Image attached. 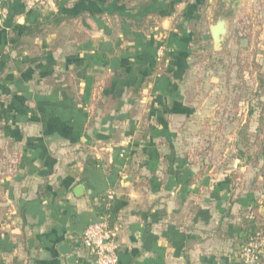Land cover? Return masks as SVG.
Here are the masks:
<instances>
[{"label":"crops","instance_id":"1","mask_svg":"<svg viewBox=\"0 0 264 264\" xmlns=\"http://www.w3.org/2000/svg\"><path fill=\"white\" fill-rule=\"evenodd\" d=\"M203 4L2 1L0 264H93L80 236L101 204L116 215L118 264H239L244 222L264 226V145L225 168L181 146L201 109L186 85ZM56 14L72 19L11 48ZM205 105L203 129L223 128ZM230 121L238 127V108Z\"/></svg>","mask_w":264,"mask_h":264},{"label":"rangeland","instance_id":"2","mask_svg":"<svg viewBox=\"0 0 264 264\" xmlns=\"http://www.w3.org/2000/svg\"><path fill=\"white\" fill-rule=\"evenodd\" d=\"M207 2L203 4V32L223 19L227 33L216 49L212 41L191 48L186 88L191 103L201 109L181 146L202 166L203 155L215 153L222 160L220 167L225 168L237 154L235 137L239 150L246 154L258 153L264 145V0H212L205 15ZM241 40H245L243 46ZM203 102L209 122L216 124L222 119L223 128L213 125L203 129ZM236 108L237 128V123L233 127L230 121Z\"/></svg>","mask_w":264,"mask_h":264},{"label":"built area","instance_id":"3","mask_svg":"<svg viewBox=\"0 0 264 264\" xmlns=\"http://www.w3.org/2000/svg\"><path fill=\"white\" fill-rule=\"evenodd\" d=\"M118 234L115 226L110 227L106 218L100 217L82 231L80 245L92 257L93 264H118ZM263 258V238H251L241 249L239 264H259Z\"/></svg>","mask_w":264,"mask_h":264},{"label":"trees","instance_id":"4","mask_svg":"<svg viewBox=\"0 0 264 264\" xmlns=\"http://www.w3.org/2000/svg\"><path fill=\"white\" fill-rule=\"evenodd\" d=\"M110 0H106V2H109ZM151 0H119V3H133L135 2L137 5V10L141 11L143 10L146 6L150 4ZM48 20H45L43 18L41 21H37L35 24L32 26H29L25 28L24 32L19 36L15 35L13 38V45L11 48L17 49L20 46V39L23 36H28V37H35L36 35H41L42 30L40 27L46 23L53 24L55 26L60 25L63 22H67L71 17H65V16H60V14H56L53 17L47 18ZM139 28H141V25H137ZM201 40V35L199 32H195L193 34V44L200 43ZM264 58V56H263ZM93 60L96 63H101V64H106L108 62V56L106 54L97 52L93 56ZM262 88H264V83H261ZM91 78L86 79V84L84 87V91L81 97V103L85 104L89 98L90 94V89H91ZM262 120V118H261ZM260 130V129H259ZM237 154L239 155L240 158H245L247 157V154L245 152H241V150H237ZM98 214L100 217H105L109 226L114 227L115 225V219L116 215L113 212L111 207L106 206V204H101L99 209H98ZM251 238H264V226L256 225L252 221H245L244 222V227H243V237H242V244H246ZM243 245V246H244Z\"/></svg>","mask_w":264,"mask_h":264},{"label":"water","instance_id":"5","mask_svg":"<svg viewBox=\"0 0 264 264\" xmlns=\"http://www.w3.org/2000/svg\"><path fill=\"white\" fill-rule=\"evenodd\" d=\"M226 33H227L226 23L223 19H220L209 28L208 33L202 34L201 40L203 42L212 41L214 48L216 49L223 41ZM240 44L243 46L245 44V40H241ZM81 189H82L81 187H78V191H82ZM60 250L62 255L67 256L68 262L75 260V256L69 254L68 245H63Z\"/></svg>","mask_w":264,"mask_h":264}]
</instances>
